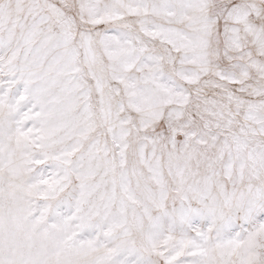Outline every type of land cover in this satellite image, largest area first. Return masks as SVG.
<instances>
[{
    "label": "snow or ice",
    "instance_id": "obj_1",
    "mask_svg": "<svg viewBox=\"0 0 264 264\" xmlns=\"http://www.w3.org/2000/svg\"><path fill=\"white\" fill-rule=\"evenodd\" d=\"M0 264H264V0H0Z\"/></svg>",
    "mask_w": 264,
    "mask_h": 264
}]
</instances>
